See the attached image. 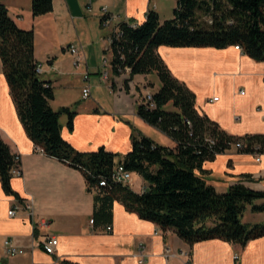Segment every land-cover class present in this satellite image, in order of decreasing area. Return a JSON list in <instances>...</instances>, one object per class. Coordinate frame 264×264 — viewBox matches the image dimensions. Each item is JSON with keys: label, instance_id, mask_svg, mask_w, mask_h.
<instances>
[{"label": "crops", "instance_id": "0c3cea01", "mask_svg": "<svg viewBox=\"0 0 264 264\" xmlns=\"http://www.w3.org/2000/svg\"><path fill=\"white\" fill-rule=\"evenodd\" d=\"M32 2L0 0L18 26L34 30L41 78L51 81L55 91L52 108L58 111L70 107L76 112L73 130L68 127L66 114L60 118L64 139L78 151L93 152L105 147L120 157L131 151L136 138L146 137L158 145L174 148L176 143L169 136L137 112L145 95L161 88L156 73L131 77L127 72L114 76L110 67L109 80L104 81L101 76L103 56L112 59L111 52L106 54L111 34L118 31L122 22L142 24L152 8L160 15L158 0H53V11L39 17L32 13ZM104 7L114 16L107 26L103 24ZM72 43L82 46L86 58L78 67L68 51ZM158 52L172 74L196 94V107L201 114L230 135L264 134V62L251 59L235 46L226 49L161 46ZM87 72L91 97L83 99ZM214 97L218 100L211 101ZM166 109L174 107L169 104ZM0 137L13 153L21 156L22 170L12 179L18 197L6 194L0 182V264H187L182 257H165L168 246L174 252L188 251L189 264H233L236 253L240 254L238 264H264V237L245 246L208 240L191 247L173 230H162L141 219L118 200L113 202L109 220L103 213L96 216L94 193L87 190L83 172L38 150L41 147L27 135L1 60ZM258 156L238 151L234 146L214 160L205 161L203 171L197 173L220 193L236 184L264 191V153L259 160ZM138 176L143 185L134 189L132 177L131 188L141 192L147 184ZM28 203L32 204V214L26 207ZM10 210H15L13 216L9 215ZM247 216L250 220H245ZM243 222L264 223V213L254 212L248 206ZM47 236L59 240L55 254L46 253L42 247ZM7 239H12L25 253L8 256ZM141 245L148 255L144 261L139 255Z\"/></svg>", "mask_w": 264, "mask_h": 264}, {"label": "trees", "instance_id": "16d2710c", "mask_svg": "<svg viewBox=\"0 0 264 264\" xmlns=\"http://www.w3.org/2000/svg\"><path fill=\"white\" fill-rule=\"evenodd\" d=\"M52 11L53 0H33L35 17ZM118 28L111 34L106 51L112 53V73L121 76L129 72L131 77L158 75L161 88L153 93L155 107L144 102L137 112L176 146H161L142 137L134 139L131 151L123 157L105 147L93 152L78 151L62 136L60 122L66 114L68 127L73 130L76 112L70 107L58 111L52 108L55 91L52 82L42 79L38 71L34 30L18 26L8 8L0 3L2 70L29 138L46 155L83 172L87 190L94 193L96 216L103 213L109 220L113 202L118 200L141 219L162 230H173L191 247L208 240L245 246L264 237V223L243 222L248 206L254 212L264 213V191L236 184L220 193L197 173L203 171L205 161L232 150L236 143H241V147H236L238 151L263 154L264 134L230 135L201 114L196 107V94L172 74L158 52L161 46L215 49L239 46L251 59L264 62V0H176L171 19L162 20L152 8L142 24L122 22ZM169 104L174 110L166 109ZM15 156L0 137V182L6 194L18 197L12 187ZM118 164L144 179L147 186L143 191L112 182ZM101 178L109 184L100 186Z\"/></svg>", "mask_w": 264, "mask_h": 264}, {"label": "built area", "instance_id": "2783aa9c", "mask_svg": "<svg viewBox=\"0 0 264 264\" xmlns=\"http://www.w3.org/2000/svg\"><path fill=\"white\" fill-rule=\"evenodd\" d=\"M103 13H104L103 24L107 26L110 22H112V20L114 19L113 18L114 16L112 14H110L107 7L103 8ZM110 43H111V36H110ZM235 47L237 49H241L239 46H235ZM68 51L74 56V65L76 67L83 65L86 62L85 56L82 55V46L80 44L72 43L71 45L68 46ZM102 67H103V70L101 73L102 79L104 81H108L109 76H110L109 68L111 67V60L109 59V57L107 55L103 56ZM38 71L40 73L42 72L41 65H39ZM84 81L86 82V85L82 89V96H83V99H88L91 97V86L89 84V73L88 72L84 75ZM240 93L244 94V91L241 90ZM217 100H218V97H214L211 101H217ZM144 102L146 103V105H148L151 108L155 107V102L153 100V93H150V92L147 93L145 95ZM234 146L239 148V147H241V143H236ZM38 150L43 151L42 148H39ZM258 155L259 156L257 157V159L259 160L261 154H258ZM12 173H13V175H20L22 173L21 156L19 154H16V156H15V166L12 170ZM132 177H133V172L127 170L123 164H118L114 168V171L112 173L111 178H112V182L121 183L123 185H131ZM108 184H109V182L107 179L101 178L99 181L100 186H107ZM143 190H144V188L142 189V191ZM26 207L28 210H31V214H32V204L28 203L26 205ZM14 214H15V210L9 211V215L13 216ZM90 223L93 224L94 219H91ZM44 224H47V223H44ZM108 231H112V227H108ZM58 244H59V240L55 236H47L42 241V247L45 250V252L48 254H55ZM5 248H6V254L8 256H15L17 254L25 253L24 249H21V248L15 246L12 239H7L5 241ZM144 250H145L144 246L141 245L139 255H140L142 261H144V259L148 256L144 252ZM164 255L167 258L176 257V256L182 257L187 261V264H189L190 253L188 251L182 250L179 252H174L168 246L164 250ZM239 260H240V254L236 253L233 257V264H238Z\"/></svg>", "mask_w": 264, "mask_h": 264}, {"label": "rangeland", "instance_id": "374dc122", "mask_svg": "<svg viewBox=\"0 0 264 264\" xmlns=\"http://www.w3.org/2000/svg\"><path fill=\"white\" fill-rule=\"evenodd\" d=\"M158 6L160 10V16L163 20L171 19L173 18L174 9L176 7V0H158ZM202 19H205L202 15H200ZM101 68L102 67V61H101ZM133 181H134V189L138 190L140 185H143V180L138 176V174L133 175ZM250 216H247L245 220H250L248 218ZM247 222V221H246Z\"/></svg>", "mask_w": 264, "mask_h": 264}]
</instances>
